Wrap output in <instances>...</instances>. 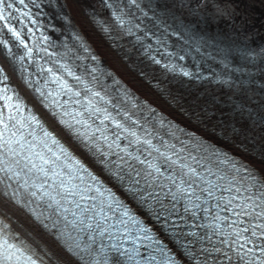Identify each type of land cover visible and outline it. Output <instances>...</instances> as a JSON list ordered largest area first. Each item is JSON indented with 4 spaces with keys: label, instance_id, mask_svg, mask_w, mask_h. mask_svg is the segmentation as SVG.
Listing matches in <instances>:
<instances>
[{
    "label": "snow or ice",
    "instance_id": "6c2138e0",
    "mask_svg": "<svg viewBox=\"0 0 264 264\" xmlns=\"http://www.w3.org/2000/svg\"><path fill=\"white\" fill-rule=\"evenodd\" d=\"M16 2L24 4L25 0H0V22H3L0 31L6 28L27 51L17 56L8 41L0 39V45L6 49L0 51V82L7 81L9 74L16 70L5 57L23 61L31 54L21 33L11 24L13 10L19 11L14 9ZM174 2L178 8L187 6L184 0ZM105 3L109 8L116 5L112 15L125 33L132 34L133 28H140L139 24L133 25L125 18L132 13L123 11L120 0H112V3L105 0ZM127 4L130 8L135 7L143 17H148L151 12L159 21L165 17L176 18L169 0H127ZM104 31L108 29L104 28ZM152 59L159 63L155 57ZM61 69L82 83L66 65L56 71L41 68L40 72L50 74L47 81L57 85L56 96H68L65 101L68 103L81 93L74 91L59 74ZM184 75L189 73L184 72ZM26 83L32 86L31 81L26 80ZM46 88L47 82L43 89L36 87L35 91L44 99L53 97L52 92L44 90ZM90 91L85 89V92ZM92 95L98 97L100 93ZM75 102L82 105L83 111L72 115L65 109L63 113L53 111L52 115L84 150L99 158L133 203L126 202L106 187L100 177L89 171L83 162L74 159L69 149L61 144L55 128L48 131L33 116L31 122L39 125L42 134L38 143L18 139L13 146V142L3 139V133H0V249L7 251L15 247L4 238V208L11 204L26 211L51 232L80 264H101L97 254H103L107 249L98 240L105 236L108 240L120 241L108 247L133 261L141 255L138 245H142L147 252L143 264H264V172L243 158L220 152L202 141L195 146L182 143L177 148L175 143H169L133 120L132 114L126 113L118 120L107 108L94 105L91 99L87 103L83 100ZM51 104L63 107L55 98ZM239 111H245L243 106ZM85 112L89 119L101 114L96 116L99 124L90 135L92 126L88 120L77 118L83 117ZM70 115L71 120L64 118ZM248 119H253V113H248ZM106 122H110L111 129ZM159 123L164 126L163 121ZM255 123L264 125V116H259ZM109 130L111 137L107 134ZM232 131L238 135L241 130L233 128ZM52 145L57 151H53ZM261 148L264 149V144ZM34 204L36 206L32 207ZM41 207L50 210L49 215L43 211L38 213L37 209ZM198 211L204 212L205 217L212 213L211 222L189 224V219L196 217ZM156 224L174 247L161 239ZM197 226L208 228L211 235L197 233L193 230ZM213 236L217 237L216 242L210 248L204 247V241H211ZM124 240L132 242L130 250H122ZM109 259L105 255L103 264H108ZM26 261L27 264H44L40 257L28 256ZM136 264L140 262L136 261Z\"/></svg>",
    "mask_w": 264,
    "mask_h": 264
},
{
    "label": "bare ground",
    "instance_id": "6f19581e",
    "mask_svg": "<svg viewBox=\"0 0 264 264\" xmlns=\"http://www.w3.org/2000/svg\"><path fill=\"white\" fill-rule=\"evenodd\" d=\"M61 1L66 6L65 0ZM81 4L83 3H74L76 8H83ZM199 9L201 10L200 12L197 11V16L195 18L191 16L189 11L183 13L180 9L175 10V14L180 21H186L189 25L192 23L194 37L203 42L209 40L221 44L223 42L222 34L217 32L216 26L219 23L229 25L236 21L239 23L233 27V30L238 31L243 27L245 32L252 33L255 36L261 35L264 37V0H203L202 4L199 5ZM70 13L75 17L72 10ZM252 29H254V32ZM234 36V40L239 41L237 38L238 34H235ZM243 39L244 37L240 40ZM261 43V41L258 42V44ZM213 56L215 58L223 57L220 52L213 53ZM207 96L208 99L206 102H203L204 105H209L217 100L214 94H207ZM213 108L216 109V107ZM213 108L211 109L213 110ZM228 110L233 117L236 116V111H232V109ZM242 121L243 123L241 122V124L238 125L242 130L241 135H228L229 131L225 132V134H227L226 137L231 139L235 144L232 145L230 143L228 146L236 150L239 154L247 155L260 171L264 172V162L261 161V158L254 157L256 153L260 152L256 151L255 153L250 146L245 147V144L250 145L249 139L252 138L253 140V136L261 144H264V138L260 133H257L253 129L251 126L252 122L249 121V119L243 117ZM247 125L249 127H247ZM202 131H204V129ZM242 148L245 150H242ZM49 246L53 247L52 244H49Z\"/></svg>",
    "mask_w": 264,
    "mask_h": 264
},
{
    "label": "water",
    "instance_id": "95a60500",
    "mask_svg": "<svg viewBox=\"0 0 264 264\" xmlns=\"http://www.w3.org/2000/svg\"><path fill=\"white\" fill-rule=\"evenodd\" d=\"M228 101H229V100H228ZM226 105H230V104H229V102H228V103H226Z\"/></svg>",
    "mask_w": 264,
    "mask_h": 264
}]
</instances>
